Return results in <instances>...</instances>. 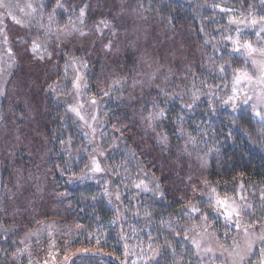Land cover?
<instances>
[{
	"label": "trees",
	"instance_id": "obj_1",
	"mask_svg": "<svg viewBox=\"0 0 264 264\" xmlns=\"http://www.w3.org/2000/svg\"><path fill=\"white\" fill-rule=\"evenodd\" d=\"M110 1L116 9L127 6L131 16L121 18ZM29 5L33 14L23 34L11 40L21 63L8 64L14 93L5 104L10 124L0 136V264H38V254L65 244L91 248L75 252L66 264H124L130 251V264H207L187 234L204 225L231 246L240 230L217 215L212 189L250 206L242 226L264 224V123L250 107L234 110L223 103L236 71L249 67L227 39L229 30L236 18L262 20L264 0ZM71 25L73 37H64ZM245 34L254 39V33ZM113 35L122 38L108 51L98 39ZM34 40L51 58L43 50V60L32 58L37 52L27 47ZM75 64L86 70L104 107L97 131L104 152L100 173L89 172L91 149L69 111ZM224 65L230 66L222 73ZM194 97L193 108L183 107ZM161 108L165 116L150 122L149 114ZM85 172L90 178L69 180ZM7 179L16 198L6 191ZM22 179L28 188L19 196ZM142 180L149 191L136 188ZM107 181L119 195L117 204L105 194ZM190 204L201 211L189 215ZM4 222L7 230H1Z\"/></svg>",
	"mask_w": 264,
	"mask_h": 264
},
{
	"label": "rangeland",
	"instance_id": "obj_2",
	"mask_svg": "<svg viewBox=\"0 0 264 264\" xmlns=\"http://www.w3.org/2000/svg\"><path fill=\"white\" fill-rule=\"evenodd\" d=\"M3 5L4 6H0V136L4 135V133L7 131L8 124H10L9 112L6 110L5 104L6 102L8 103L10 100H12L14 93L13 83L9 81L12 70L8 64L14 65L21 63V58L19 54H17L11 40L12 37H18V39H20L24 28L28 24L31 15L33 14L31 11L32 8L29 5V0H3ZM108 6L109 8L114 7L121 18H123L122 15L126 14L131 16L127 6H125L126 10L124 7L122 9H116L115 1H110ZM119 10L121 12H119ZM108 14L110 15V13ZM110 17L114 19L111 15ZM253 20L257 21L256 25L254 26L252 25ZM233 22L235 27L232 29V31L231 29L229 30L228 37L230 36L234 40L238 38L241 45H243L245 42L251 43L256 51H254L251 56H249L243 48H241L240 52H236L244 56L249 65L248 68L242 69L240 71L248 73L252 79L250 81H242L240 84L235 85L233 80L232 90L225 100H228L229 97L234 95L233 87L235 86L237 89L235 93L237 96L235 103L238 105L235 110L243 107H250L253 112L256 113L257 111H260V109L264 108V104H260L256 99L257 96L264 94V83L261 82V72L258 70L256 65L252 64V60L255 59L257 62L264 61V55H261V50L264 49V20L262 21L257 18H251L250 20H247L245 17H240L236 18ZM237 29L240 31L239 37H237ZM246 31H249V33H254V39L250 37H244L246 36ZM74 33L75 30L71 25L69 29L64 30V37H73ZM258 33L259 35H257ZM121 38L122 37L120 36L113 35V39L102 36L98 40L104 44L103 46L106 50L113 51L116 50L115 48L117 43H115V39L117 42H119ZM34 41L40 45L39 40ZM109 44L111 46L106 47V45ZM32 45L33 42H30V47H27L29 53L32 52ZM42 50L43 48L40 46V49L37 50V54L32 58L41 60L40 56L43 55L44 59L45 55L43 54ZM148 60V63L154 67L153 64H155V58L150 57ZM158 62L160 61H157L156 64H159ZM77 75H80L82 78L79 89H76L73 86V81H75ZM140 76L146 77V74L141 72ZM191 87H189V89H191ZM91 90L92 84L87 79L86 70L79 64L73 65V79L69 106L78 108L80 114L84 117V119L81 120L75 113L71 112L75 116V123L77 124L79 131L85 136L87 145L90 146V166H92V160L95 158L102 168L103 160H101L100 155H104V152L101 147L102 145L100 144L101 134H98L97 131L100 129L99 117L101 116L104 107L99 99L94 94H92ZM246 96L252 97L248 104H244L242 102L243 98ZM92 100H95L96 103L92 104ZM254 104L256 105L255 108L253 107ZM228 105L231 106L230 103ZM93 117H95V119H93ZM1 153L2 151L0 150V159ZM1 162L2 161L0 160V164ZM22 180L23 183L18 184L19 196L26 194L28 188L27 184L25 183V179ZM107 182L106 189L108 188L109 190L107 196L114 204H117L118 200L111 191L113 184L112 182ZM4 184L10 197L16 198L12 193L13 188L10 184V181L7 179L4 181ZM214 210L216 211L215 204ZM217 215H219L226 223H229L230 226H234L237 229L240 228V230L237 231V237L231 246H225V244L216 239V235H214L209 228L205 227L204 225L196 226L192 233L187 234V238L194 248L198 258L207 264H264V241L260 239L261 237H264V224L253 226V228L244 227L241 225V222L243 221V215L241 213L239 224L237 226L235 222H227L218 212ZM6 225V222L2 223L1 230H7ZM47 237L48 236H44L42 239H39L37 246L39 247L42 242L47 239ZM126 238L128 243L134 244V241H132L129 236H126ZM193 241H196L200 244L199 249L196 248V245L193 243ZM249 244H251L250 249ZM65 245V248L62 249H53L52 246V249L48 250L47 253H43L42 255L38 254L40 258H43V261H40L38 264H66L68 259L71 258L75 252H79V250L91 249L86 246L73 248L70 244ZM209 248H211L212 251H206V249ZM133 261L134 257L131 256L130 251L124 260V264H130Z\"/></svg>",
	"mask_w": 264,
	"mask_h": 264
},
{
	"label": "snow or ice",
	"instance_id": "obj_3",
	"mask_svg": "<svg viewBox=\"0 0 264 264\" xmlns=\"http://www.w3.org/2000/svg\"><path fill=\"white\" fill-rule=\"evenodd\" d=\"M0 6H4L3 5V0H0ZM58 6H61V5H58ZM223 11H228V9H222ZM85 15V10L84 9H80V13H79V18L82 20L83 17ZM262 20H264V17L261 18ZM101 23H103L105 25V27H109V23L107 21H101ZM257 21L253 20L252 21V25H256ZM73 27H75L73 25ZM240 35V31L239 29H237V37H239ZM259 35V33L257 34ZM227 39L229 41H231V43L233 44L234 46V50L236 52H240L241 51V48L244 49V51L249 55L251 56L252 53L254 51H256L252 44L251 43H248V42H245L243 45H241L239 43V39H233L232 37H227ZM58 46V45H57ZM111 45H106V47H110ZM40 49V45H38L37 43L33 42V45H32V49L31 51L33 53L37 52V50ZM49 58H51V53H48L47 52V49L45 48L43 50ZM261 55H264V49L261 50ZM41 59H43V55L40 56ZM252 64L256 65L258 70L261 72V82L264 83V61H261V62H257L255 59L252 60ZM226 66H230V65H224V66H221L220 67V72H224L225 70V67ZM84 67L86 68L87 65L85 64ZM67 71V66L65 67V72ZM81 76L80 75H77L76 78H75V81H73V86L76 88V89H79L80 87V81H81ZM252 78L248 75V73L246 72H242L240 70H237L236 71V74L234 76V85L235 84H240L242 81H250ZM115 83H120V81H115ZM49 90L50 91H55V88L52 86V85H49ZM237 89L235 88V86L233 87V93L234 95L229 97L228 100H225L223 101L224 104H231V107L235 110L238 105L235 103V100L237 99V96L235 95ZM105 95H107V92L104 93ZM161 94L162 95H168L167 93H165L163 90H161ZM175 98V97H173ZM199 98L198 97H194V101H193V104H185L183 105V107L185 108H188V109H191L194 107V104L195 102L198 100ZM252 99V97H249V96H246L245 98H243L242 102L244 104H248L249 101ZM257 101L260 103V104H264V94H261L259 96L256 97ZM92 104H95L96 101L95 100H92L91 101ZM167 103V101H166ZM253 107L255 108L256 105L254 104ZM69 111L70 112H73L75 113L81 120L84 119V117L80 114V111L78 108L76 107H72V106H69ZM264 108L260 109V111H257L255 114L257 116H259L260 118V123H264ZM165 116V110L163 108H161L159 110L158 113L155 114V116H153L151 113L149 114V121L151 122L153 119H160V118H163ZM93 119H95V117H93ZM179 119H183V117H179ZM94 131V129H93ZM162 140L163 141H167V137L166 136H163L162 137ZM61 143L63 144L64 142L61 141ZM71 145V142L69 141V146ZM68 171H71V169H67ZM103 169L100 167V164L99 162L93 158L92 160V166L91 168L89 169V172L91 173H100L102 172ZM90 178L89 177V173L88 172H85L83 175L81 176H75V174H73L72 176L69 177V180H80V181H83L85 179H88ZM136 188L138 189H142L143 191H149L150 189L148 188V185L144 183V181H140L139 184L136 185ZM156 188L158 189L159 188V185L157 184L156 185ZM212 193L215 194V205H216V211L222 215L224 217V219L227 221V222H235V224L238 226L239 224V218L241 216V213L244 212V213H247L248 210H249V207L248 205H243V204H237L236 201L232 198H229L227 196L225 197H220L218 194L215 193V189H212ZM107 194V193H105ZM117 200H119V196L116 197ZM241 199H243V197H241ZM209 203H212V199L211 197H209ZM222 209V211H221ZM201 210L194 206V205H189L188 206V209H187V212L188 214L190 215L191 213H199ZM204 220L205 222L207 221V215L205 214L204 216ZM177 235H179V233H177ZM262 241H264V237H261L260 238ZM99 242V241H97ZM193 243L196 245V248L199 249L200 248V244L196 241H193ZM251 248V244H249V249ZM206 251H212L211 248L209 249H206Z\"/></svg>",
	"mask_w": 264,
	"mask_h": 264
}]
</instances>
